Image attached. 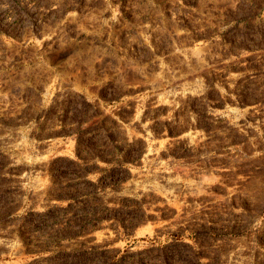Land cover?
Here are the masks:
<instances>
[{
  "label": "rangeland",
  "instance_id": "374dc122",
  "mask_svg": "<svg viewBox=\"0 0 264 264\" xmlns=\"http://www.w3.org/2000/svg\"><path fill=\"white\" fill-rule=\"evenodd\" d=\"M0 264H264V0H0Z\"/></svg>",
  "mask_w": 264,
  "mask_h": 264
}]
</instances>
